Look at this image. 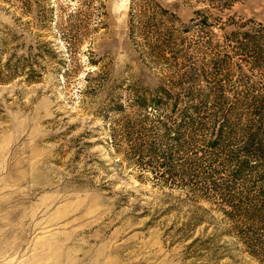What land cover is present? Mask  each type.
Instances as JSON below:
<instances>
[{"label": "rangeland", "instance_id": "obj_1", "mask_svg": "<svg viewBox=\"0 0 264 264\" xmlns=\"http://www.w3.org/2000/svg\"><path fill=\"white\" fill-rule=\"evenodd\" d=\"M132 1L100 0L95 25L94 0H0V264H264L212 200L132 157L130 88L163 79L129 38ZM157 1L192 27L191 65L213 58L231 27L199 33L207 0ZM221 14L263 22L264 0Z\"/></svg>", "mask_w": 264, "mask_h": 264}, {"label": "trees", "instance_id": "obj_2", "mask_svg": "<svg viewBox=\"0 0 264 264\" xmlns=\"http://www.w3.org/2000/svg\"><path fill=\"white\" fill-rule=\"evenodd\" d=\"M18 1L30 8L29 0ZM236 1L207 0L195 9L200 34H210L209 25L231 27L201 66L180 53L191 26L157 0L132 1L129 38L139 58L162 67L163 79L154 88H130L136 111L125 121L126 138L147 171L212 200L257 259L264 252V21L223 18ZM94 4L97 25L102 4ZM42 9L45 25L53 12Z\"/></svg>", "mask_w": 264, "mask_h": 264}]
</instances>
